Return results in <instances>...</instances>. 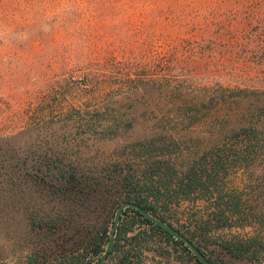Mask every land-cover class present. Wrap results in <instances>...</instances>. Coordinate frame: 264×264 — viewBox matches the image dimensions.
I'll return each instance as SVG.
<instances>
[{"label":"rangeland","instance_id":"1","mask_svg":"<svg viewBox=\"0 0 264 264\" xmlns=\"http://www.w3.org/2000/svg\"><path fill=\"white\" fill-rule=\"evenodd\" d=\"M246 133L241 168L212 158ZM154 160L217 162L263 214L261 262L231 264H264V0H0V264H57L113 220L114 172Z\"/></svg>","mask_w":264,"mask_h":264},{"label":"trees","instance_id":"2","mask_svg":"<svg viewBox=\"0 0 264 264\" xmlns=\"http://www.w3.org/2000/svg\"><path fill=\"white\" fill-rule=\"evenodd\" d=\"M243 137L244 143L223 146L212 158H219L221 165L228 158H237L235 169L241 168V158L253 153L256 147L252 134L246 133ZM216 163L190 165L179 173L172 165L161 160L138 167L125 164L110 179L120 189L123 201L136 203L151 215L178 228L209 264H231L235 260L260 263V240L257 234L245 232L244 229L253 227V223H261L263 214L260 210L245 207V198L240 191L223 185L225 172H221ZM222 170L225 171L223 166ZM58 182V188L69 194L72 190L79 193L83 189L78 181L74 182L71 173L61 175ZM185 203L191 209L181 211L180 207ZM111 225L112 221L108 227L90 231L81 243L67 248L57 264L95 262L103 253ZM162 242L169 248L161 246ZM178 248L191 264H202L183 241L173 238L139 210L125 207L110 249L101 264H145L147 258L151 260L150 264H176L169 261V256L176 261L178 257L182 259L183 256L177 255ZM155 255L161 259L154 262ZM25 264L39 262L36 256H28Z\"/></svg>","mask_w":264,"mask_h":264},{"label":"water","instance_id":"3","mask_svg":"<svg viewBox=\"0 0 264 264\" xmlns=\"http://www.w3.org/2000/svg\"><path fill=\"white\" fill-rule=\"evenodd\" d=\"M125 207H132V208L139 210L144 217H146L153 223L159 225L161 228L167 231L170 235H172L173 238L180 239L181 241H183L184 245L192 252L194 256H196V258H198V260H200L202 264H209L206 258L197 249V247L190 240H188L183 234H181L178 230L174 229L172 226L160 220L159 218L146 212L144 209L140 207V205L130 202V201H124L117 206L114 216H113L112 225L110 227L107 243L105 245L103 253L95 262L91 264H101L105 260L106 254L108 250L110 249V246L114 238V232H115V228L117 226L120 214Z\"/></svg>","mask_w":264,"mask_h":264}]
</instances>
